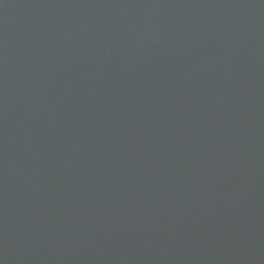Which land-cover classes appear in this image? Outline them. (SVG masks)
<instances>
[{"label": "water", "instance_id": "water-1", "mask_svg": "<svg viewBox=\"0 0 264 264\" xmlns=\"http://www.w3.org/2000/svg\"><path fill=\"white\" fill-rule=\"evenodd\" d=\"M0 264H264V0H0Z\"/></svg>", "mask_w": 264, "mask_h": 264}]
</instances>
